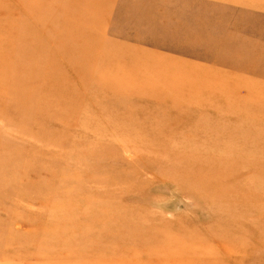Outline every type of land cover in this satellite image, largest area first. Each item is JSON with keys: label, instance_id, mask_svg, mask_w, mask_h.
<instances>
[{"label": "rangeland", "instance_id": "rangeland-1", "mask_svg": "<svg viewBox=\"0 0 264 264\" xmlns=\"http://www.w3.org/2000/svg\"><path fill=\"white\" fill-rule=\"evenodd\" d=\"M2 1L0 19L10 25L19 17L18 23L14 21L21 31L17 37L27 43L37 37L33 30L41 32L43 24L51 23L56 9L77 11L88 23L85 26L102 22L104 29L93 44L102 46V55L104 47L111 54L101 64L92 63L84 76L105 66L106 77L116 88H81L85 102L73 105L71 115L61 112L60 105L42 118L0 113V264H264V247L255 243L238 248L214 241L207 245L206 255H192L188 248L179 256L174 250L189 245L188 232L180 229L176 238L181 240L158 238L132 251L126 249L131 244L102 242L93 249L86 243L93 226H85L88 222L82 216L97 204L101 207L89 215L117 218L143 208L144 212H130V220L165 222L148 228L150 239L162 235L166 222L192 230L216 218L215 200H201L200 191L192 194L179 188L176 178L162 177L163 171L169 169L168 155L187 146L224 147L230 156L264 155V128L259 126L264 112L251 111L245 117L226 108L230 102L238 109L243 101L264 103V37L253 21L258 12L234 0H109L106 5L101 0ZM10 10L16 12L10 15L12 20L6 16ZM64 23L67 30L63 18L54 24ZM180 73L191 78L182 80ZM138 74L149 78L147 86L131 85L128 76ZM162 75L169 80L157 78ZM73 81L78 86L79 81ZM187 84L191 100L186 95L177 100L157 94L162 87L187 94ZM95 97L103 102L90 101ZM9 101L2 103L9 106ZM95 155L105 160L98 168ZM192 167L189 163L171 170ZM111 172L116 178L110 183L89 178L109 177ZM247 173L243 180L249 178ZM24 182L32 189L22 196ZM106 224L103 219L95 221L99 228ZM235 225L228 224L231 236Z\"/></svg>", "mask_w": 264, "mask_h": 264}, {"label": "bare ground", "instance_id": "bare-ground-1", "mask_svg": "<svg viewBox=\"0 0 264 264\" xmlns=\"http://www.w3.org/2000/svg\"><path fill=\"white\" fill-rule=\"evenodd\" d=\"M16 1L17 0H14V2ZM19 1L20 0H18V2ZM70 1L72 0H69V2ZM101 1L103 5L110 2L109 0ZM234 1L247 9L250 8L258 12L260 18L256 17L253 21L255 20L258 23L259 27L256 30L264 37V0ZM4 3L5 1L0 0V4ZM14 11L15 10H10L9 13L7 12L6 16L11 19L10 15L13 16V14H16ZM76 13L77 11L65 13V10H54L51 13L53 18L49 25L43 24L42 26V24L39 23V25L42 26V29H40L41 32L38 29H35L36 32L34 30L32 31V34L37 35V37L35 40L31 41V43L24 42V39L17 37L21 34V31L18 32L19 28L16 24L19 22V17L14 19L16 23L13 21L10 25L7 24L6 20L0 19L1 114L5 112L9 114L12 113L19 119L27 116L42 118L47 113L51 112L55 106L60 105L62 108L60 109L61 112H65V115H71L72 112H74L73 108L75 106L73 105H82L85 102L83 95H80L81 88L85 90H92L97 86L109 87L111 90L116 88L111 79L108 81L106 77L107 69L105 66L99 65L100 68L97 72L91 74L89 78L84 76V72L90 69L92 63H103L104 58L110 56L111 53L109 51L111 49L104 47L105 53L102 55L100 53V51H102L100 50L102 46L93 44V40L99 37L96 34H100L104 29V26L100 25L102 22L98 25L93 24L95 27L85 26L84 23L86 21L83 23L82 17L79 16V13ZM241 17H243L242 19L247 18L244 13ZM61 18L67 22V30H65V23L62 27L54 24L55 20ZM39 21L40 19H38V22ZM245 26L247 25L245 24ZM243 31L245 32L244 29ZM12 33L15 36H12ZM51 33H54L53 37H51ZM98 47L99 52H96ZM262 50L264 51V48H262ZM73 52L76 53L75 56L72 55L75 54ZM98 53H100V55L97 58L95 54L97 55ZM152 66H160V64L153 63ZM125 67L129 69L130 65ZM141 69H143V67ZM161 69L162 68H160V70ZM108 70L111 71L112 68L110 67ZM183 72L184 71H182V73ZM182 73L179 74L180 79L184 80L183 78H191L190 75L185 76ZM138 76L139 77L128 76L132 79L133 84L131 85L147 86L146 81H149V78H140L141 74H138ZM157 78L169 80L163 75ZM73 80L79 81L78 86H75ZM35 88L38 89L39 93L35 91ZM162 88L163 90H159L157 93L160 96H168L177 100H181L185 95L187 96L186 100H191L192 97L188 96H193V93L188 91L190 90V85L188 84L187 86L185 85L187 94L176 92L167 87ZM3 99H5V101H7V99L10 100L9 106L3 105ZM79 99H81V101H79ZM23 100H25V102H22ZM90 101L97 104L103 102L102 99L98 97ZM247 102H241L243 106H238L240 109L236 107L231 108L232 102L229 103V108H226L227 110L229 109V113H243L245 117L251 111L256 110L259 114L264 112V103L252 104ZM85 107L88 108V106ZM221 108L222 107H219L217 109H220L219 111L221 112V110L223 111ZM257 117H260V115ZM259 126L264 128V120L260 122ZM226 150L227 149L224 147L218 146L215 148L209 147L207 149L187 146L184 149H175L166 158L168 162L165 161L168 163L169 169H166V172L163 171L164 174L162 177L167 176L174 179L176 178V184L179 188L190 190L192 194L200 191L202 195L201 200L205 199V197H210L217 202L214 204V207H216H213L216 218L211 219L208 226L200 229H192V227H189L192 229L189 230L176 222H170L171 224L166 222L164 231L162 227V235H154L152 239H150V234L146 233V231L155 224L165 223L161 221V219L147 218L139 222L135 220L131 221L128 214L143 209L138 210L136 209L137 207L131 211L126 210L129 212L124 213L122 216H117V218L106 215H89L88 213L97 211L101 207L97 204L89 206L86 212L84 211L82 213V216L86 219L85 222H88L85 226H93L88 230H91V235L89 234L88 240H85L86 243L93 246V249L102 242H106L108 246L131 244V247L126 249L132 251L137 249V247H135L136 245L142 247L148 242L157 240L158 238L165 240H181V238H176V230L180 229L179 232L183 230L188 232V236L185 239L189 245L185 243V245H183L185 247L174 250L179 256L188 248L192 255H206L207 252L205 250L208 247L207 245L210 243L213 244L214 241H221L227 246L235 245L238 248L240 246L243 247L247 243H255L258 247H264V163H259V159L261 158L262 160L264 155L254 153L247 156L243 154L245 152H236L235 155L230 156L231 152H227ZM228 153H230V155H227ZM95 158L97 161V167L95 168H98V166L105 162V160L101 159L98 155H95ZM189 163L193 165L192 168H175L171 170L172 167ZM163 166L166 167V165ZM246 171H248L247 174L250 175L249 178L246 179L247 181L243 180L245 179L244 177L246 175L244 172ZM128 175L133 177L134 173L128 172ZM89 178L103 183H110L115 180L116 174H112L111 172V175H109V177L105 176V178L104 176H95V174H91ZM40 188V186L35 184V189L40 190ZM27 189L32 188L29 183L24 182L22 196ZM142 212H144V210H142ZM101 219L107 221V224L105 227L99 228L95 225V221H100ZM233 221L236 222V228L232 229L231 233L233 236H231L228 232L231 230L228 224L230 222L234 223ZM139 224L142 226L140 230L131 231V228L135 229V226ZM246 228L251 229L246 232ZM110 230H113V233H111ZM164 232H169L170 235H165ZM103 233L106 235L104 236ZM89 249L91 250L90 247ZM212 250L211 247V251ZM145 252L146 248L142 249V253L144 254Z\"/></svg>", "mask_w": 264, "mask_h": 264}]
</instances>
